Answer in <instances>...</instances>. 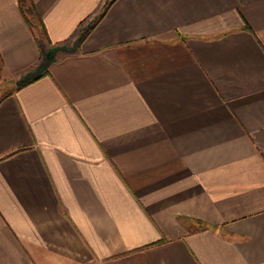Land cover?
<instances>
[{
    "label": "crops",
    "instance_id": "0c3cea01",
    "mask_svg": "<svg viewBox=\"0 0 264 264\" xmlns=\"http://www.w3.org/2000/svg\"><path fill=\"white\" fill-rule=\"evenodd\" d=\"M34 1L43 35L0 0V264H264V0Z\"/></svg>",
    "mask_w": 264,
    "mask_h": 264
},
{
    "label": "trees",
    "instance_id": "16d2710c",
    "mask_svg": "<svg viewBox=\"0 0 264 264\" xmlns=\"http://www.w3.org/2000/svg\"><path fill=\"white\" fill-rule=\"evenodd\" d=\"M19 6L27 23L30 26H37L41 35L46 34V27L42 16L34 0H19ZM38 40V38H37Z\"/></svg>",
    "mask_w": 264,
    "mask_h": 264
}]
</instances>
